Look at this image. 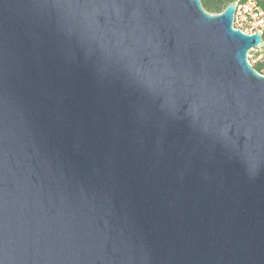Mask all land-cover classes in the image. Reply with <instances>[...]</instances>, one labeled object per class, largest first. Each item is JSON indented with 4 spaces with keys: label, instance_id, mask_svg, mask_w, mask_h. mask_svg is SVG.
Returning <instances> with one entry per match:
<instances>
[{
    "label": "water",
    "instance_id": "obj_1",
    "mask_svg": "<svg viewBox=\"0 0 264 264\" xmlns=\"http://www.w3.org/2000/svg\"><path fill=\"white\" fill-rule=\"evenodd\" d=\"M236 8L0 0V264H264V40Z\"/></svg>",
    "mask_w": 264,
    "mask_h": 264
},
{
    "label": "built area",
    "instance_id": "obj_2",
    "mask_svg": "<svg viewBox=\"0 0 264 264\" xmlns=\"http://www.w3.org/2000/svg\"><path fill=\"white\" fill-rule=\"evenodd\" d=\"M237 8L234 20V28L241 30L247 35L261 33L264 35V9L256 0H245L244 2L237 1ZM264 47H259L248 54V61L251 64L253 57L252 52H259ZM253 66V64H251ZM254 67V66H253ZM264 76V68L260 73Z\"/></svg>",
    "mask_w": 264,
    "mask_h": 264
},
{
    "label": "trees",
    "instance_id": "obj_3",
    "mask_svg": "<svg viewBox=\"0 0 264 264\" xmlns=\"http://www.w3.org/2000/svg\"><path fill=\"white\" fill-rule=\"evenodd\" d=\"M244 2L245 0H201L203 7L206 9L211 14H220L226 10V8L234 2ZM262 7H264V2L259 1ZM263 40H264V35H263ZM264 65L258 64L254 66V69L261 73L263 70Z\"/></svg>",
    "mask_w": 264,
    "mask_h": 264
},
{
    "label": "rangeland",
    "instance_id": "obj_4",
    "mask_svg": "<svg viewBox=\"0 0 264 264\" xmlns=\"http://www.w3.org/2000/svg\"><path fill=\"white\" fill-rule=\"evenodd\" d=\"M258 2V4L261 6V4L259 3V1H263L264 0H256ZM262 9H264V7L261 6ZM252 59H251V64H253V66H256L258 64H262L264 65V48L259 51V52H252Z\"/></svg>",
    "mask_w": 264,
    "mask_h": 264
}]
</instances>
